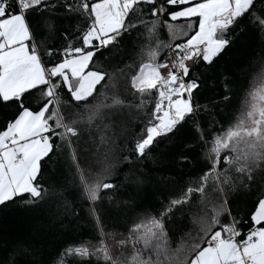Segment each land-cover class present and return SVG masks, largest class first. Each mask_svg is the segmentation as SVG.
<instances>
[{
    "label": "snow or ice",
    "instance_id": "obj_1",
    "mask_svg": "<svg viewBox=\"0 0 264 264\" xmlns=\"http://www.w3.org/2000/svg\"><path fill=\"white\" fill-rule=\"evenodd\" d=\"M13 209L0 264H264V0H0Z\"/></svg>",
    "mask_w": 264,
    "mask_h": 264
},
{
    "label": "trees",
    "instance_id": "obj_2",
    "mask_svg": "<svg viewBox=\"0 0 264 264\" xmlns=\"http://www.w3.org/2000/svg\"><path fill=\"white\" fill-rule=\"evenodd\" d=\"M177 25L184 24L185 21L183 19L178 20L176 22ZM162 40L167 42V33H162L161 37ZM248 56L245 53H241L239 51H233L229 55H226L221 62V66L223 69L236 73L238 75V85L236 89L235 96L232 100V107L236 108L240 104V99L244 94V90L248 85V77L250 73H255L258 71V66L249 67L248 63ZM247 69L243 76H239V72L242 70ZM198 151V150H197ZM199 171V167H194L191 170V174L195 175ZM239 208L241 215H245L247 219V214L252 209V205L250 202L244 201H237L233 202V209ZM26 213L19 209H13L11 211H5L0 213V229L7 231V232H18L25 227L26 221ZM250 227L249 224H246L243 228V232H247L248 228ZM94 236V233L91 231L90 228L86 227L82 233L73 232L70 236L67 237L69 241L71 240H80L84 237H91Z\"/></svg>",
    "mask_w": 264,
    "mask_h": 264
},
{
    "label": "crops",
    "instance_id": "obj_3",
    "mask_svg": "<svg viewBox=\"0 0 264 264\" xmlns=\"http://www.w3.org/2000/svg\"><path fill=\"white\" fill-rule=\"evenodd\" d=\"M181 20V19H180Z\"/></svg>",
    "mask_w": 264,
    "mask_h": 264
}]
</instances>
